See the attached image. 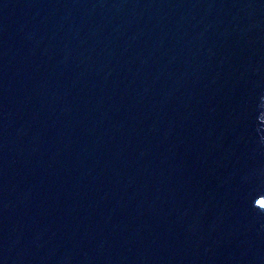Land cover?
<instances>
[{"label": "water", "instance_id": "95a60500", "mask_svg": "<svg viewBox=\"0 0 264 264\" xmlns=\"http://www.w3.org/2000/svg\"><path fill=\"white\" fill-rule=\"evenodd\" d=\"M0 264H264V0H0Z\"/></svg>", "mask_w": 264, "mask_h": 264}]
</instances>
